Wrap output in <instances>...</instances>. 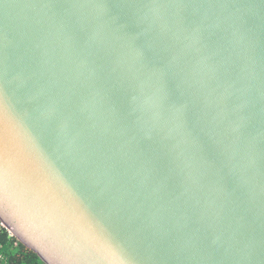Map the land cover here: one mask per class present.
<instances>
[{
    "label": "water",
    "instance_id": "1",
    "mask_svg": "<svg viewBox=\"0 0 264 264\" xmlns=\"http://www.w3.org/2000/svg\"><path fill=\"white\" fill-rule=\"evenodd\" d=\"M0 221L45 264H260L264 0H0Z\"/></svg>",
    "mask_w": 264,
    "mask_h": 264
},
{
    "label": "trees",
    "instance_id": "2",
    "mask_svg": "<svg viewBox=\"0 0 264 264\" xmlns=\"http://www.w3.org/2000/svg\"><path fill=\"white\" fill-rule=\"evenodd\" d=\"M0 256L4 264H45L34 251L18 241L2 224H0Z\"/></svg>",
    "mask_w": 264,
    "mask_h": 264
},
{
    "label": "snow or ice",
    "instance_id": "3",
    "mask_svg": "<svg viewBox=\"0 0 264 264\" xmlns=\"http://www.w3.org/2000/svg\"><path fill=\"white\" fill-rule=\"evenodd\" d=\"M260 264H264V252L260 253Z\"/></svg>",
    "mask_w": 264,
    "mask_h": 264
},
{
    "label": "clouds",
    "instance_id": "4",
    "mask_svg": "<svg viewBox=\"0 0 264 264\" xmlns=\"http://www.w3.org/2000/svg\"><path fill=\"white\" fill-rule=\"evenodd\" d=\"M0 224H2V221H0ZM0 264H4V260H3L2 256H0Z\"/></svg>",
    "mask_w": 264,
    "mask_h": 264
}]
</instances>
